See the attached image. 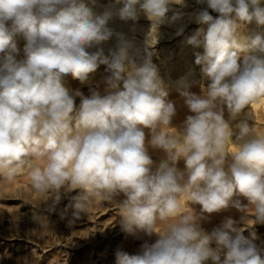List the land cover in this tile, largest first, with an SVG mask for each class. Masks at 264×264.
<instances>
[{
  "label": "clouds",
  "instance_id": "1",
  "mask_svg": "<svg viewBox=\"0 0 264 264\" xmlns=\"http://www.w3.org/2000/svg\"><path fill=\"white\" fill-rule=\"evenodd\" d=\"M183 2L115 0L122 5L115 13L97 15L85 0H0V179L27 175L49 212L76 192L74 219L88 215L95 200L112 203L123 194L121 231L156 239L136 254L118 250L117 264H264V247L237 221L226 218L211 232L201 226L204 213L229 206L264 223V135L247 120L236 133L231 126L264 97V34L243 32L253 22L264 26V0H198L207 8L195 21L207 31L199 28L187 43L203 47L195 63L210 84L202 96L182 93L193 115L181 130L172 126L176 106L165 99L150 56L137 66L133 42L118 33L116 50L105 55L100 47L114 35L107 26L114 14L135 21L142 12L158 28L180 18L167 14ZM18 34L26 41L20 59ZM101 64L111 72L108 85L123 81V90L88 98L64 86L63 76L85 83ZM149 147L166 154L155 168ZM189 204H199L200 214Z\"/></svg>",
  "mask_w": 264,
  "mask_h": 264
},
{
  "label": "rangeland",
  "instance_id": "2",
  "mask_svg": "<svg viewBox=\"0 0 264 264\" xmlns=\"http://www.w3.org/2000/svg\"><path fill=\"white\" fill-rule=\"evenodd\" d=\"M171 6H173V9L171 8L172 10L167 14L168 17L171 18L173 15L179 14L172 11L183 10L184 12L181 13L183 20L188 19L187 14L189 12L197 14L200 10L207 8L206 3H198V0L197 3L194 0H184L182 5L173 4ZM190 6L195 7L189 8ZM207 10L214 18L219 15L211 9ZM177 21L179 19L175 22ZM132 24L135 28L141 27H139L140 30L136 29L130 33L129 37L132 40L153 35L156 30L164 27H152V22L142 12ZM201 27L205 32L207 31V25L189 24L184 34L189 30L193 31ZM170 30L168 28L164 29V31ZM195 32L196 30L191 32V35ZM243 32L246 35L264 34V26H257L253 22L246 25ZM14 39L20 49L18 56V59H20L23 57V48L26 41L23 35L20 34L15 36ZM181 47L183 51L184 46ZM150 49L144 48V51L147 52ZM95 50L93 48L89 51ZM203 51L202 46L197 48L185 43V58L194 63V67L197 65L195 63V53L203 54ZM141 58L144 57L135 60H139L140 63ZM156 61H154L155 64ZM197 66L199 69L200 66ZM156 68L161 78L164 70L162 66L158 67L157 65ZM195 73L198 77V83L195 85L196 89L194 91L184 89V92L202 96L208 88V82L201 77L200 70L197 71L196 69ZM110 75L111 72L107 70V66L101 64L94 73L89 75V79L85 83L73 78L71 74L63 76L62 79L65 87L70 92L79 90L83 97L90 98L93 93H99L101 96L113 93L115 89L111 88L106 80ZM116 90H123V81L119 82ZM182 93L177 91L168 94L165 99L173 102L176 107H183L185 106V98ZM80 103L81 97H75L77 108H79ZM176 110L179 109L176 108ZM179 125L174 116L172 126L177 128ZM145 131L146 137L149 139L150 134L148 130ZM150 149L152 148L149 147ZM76 194V192L63 194L55 210L49 212L47 205L42 203L40 195L31 189L27 175H21L11 183H6L0 179V264H117L116 252L118 250L136 254L145 241L148 243L155 242V236H142L138 239L120 232V217L117 205L120 199L119 196L115 197L112 203L95 200L89 209L88 215H84L80 219H74L70 202L71 197ZM242 215L233 220L237 221L238 227L244 229L243 235L250 238V234L254 232L256 235L255 243L264 247V223H254L252 220L254 217L248 213L243 212ZM242 217L249 219L247 224L242 221ZM223 259L224 254L222 253L221 260Z\"/></svg>",
  "mask_w": 264,
  "mask_h": 264
},
{
  "label": "bare ground",
  "instance_id": "3",
  "mask_svg": "<svg viewBox=\"0 0 264 264\" xmlns=\"http://www.w3.org/2000/svg\"><path fill=\"white\" fill-rule=\"evenodd\" d=\"M194 1L197 3V0ZM85 3L92 9L94 14L97 15L103 14L104 11L109 9H111L115 13V10L122 6V5H115V0H85ZM194 7L195 6H190L189 8H194ZM171 8L173 9V6H171ZM172 12L179 13L178 14L180 17L179 21L173 23L165 22L164 24L160 25L161 27L162 26L164 27L160 28L159 30H156L153 35L143 36L141 39H136V40H132V38L129 37V35L132 31L136 29L140 30L141 27L138 26L137 28H135L132 24L133 20H127V21L121 20L118 15L114 14L112 18L108 21V25H107L113 31L114 35L108 41L100 45V47L104 51V54L108 55L110 50H116L117 48L119 41L115 34L117 33L122 34L126 39L131 40L134 45V49L132 53L134 60L136 58L144 57L141 58L140 63L139 60L137 61L135 60L136 64L139 63L137 66L142 65L144 60L149 58V56L155 66L157 65L158 67L162 66L164 72L162 73L161 80L163 81V84L168 94L177 91H181L182 93L184 92V89H187L189 91L190 90L194 91L196 89L195 85H197L198 83L197 82L198 77L196 76L195 70L196 69L197 71L200 70V68L198 69L197 65L196 67H194V63H192L190 60L188 61L185 58V43H187V38L192 36L191 32H193L194 30L197 31L198 29H194L193 31L189 30L186 34H184V32L188 28L189 24L193 25L196 23L195 21L196 14H192V12L191 13L189 12L187 14L188 19L183 20V16L181 15V13L184 12L183 10L182 11L177 10ZM165 28L171 30L164 31ZM177 33H181V34L178 35ZM177 37L179 38L176 40ZM181 46H184L183 51ZM144 48H146L147 50L148 48L151 49L146 52V50L144 51ZM174 59L175 61H173ZM155 60H157L156 64L154 62ZM206 81L208 82L209 85L210 81L207 79ZM62 82L64 84L63 79ZM185 106L176 107L179 109L177 111V114L175 115L178 123L180 124L177 127L178 130L182 129L183 122L186 119V117L188 115H193V113H191L188 110V108ZM249 110L251 112L252 117L247 115ZM249 110L245 109L244 113H242L239 117H237L236 120L231 121V126L233 128L234 133L238 132V129H236L235 125L240 123L241 121L247 120L249 126L255 125L257 131H259L262 135H264V97H261L258 101H254L251 104ZM225 118L228 119V113L226 110H225ZM233 139H235V136H233ZM149 155L151 156L152 159H154L153 160L154 168L158 166L161 161L166 159V154L162 150H158V149H150ZM177 167L183 169L184 161L180 160L177 164ZM119 198L120 199L118 203L123 199H125L123 194H120ZM234 199H239L241 201L242 206H247L248 201L244 197H234ZM189 207H191L197 214H200L201 206L199 204H189ZM188 210L189 209L186 206L185 211ZM242 213L243 211L238 210L237 208L232 206H229L227 209L221 210L218 213H212V214L204 213L203 215L206 216L207 219L201 222V226L206 232H211L215 227H218L226 218L229 217L232 219L239 218L240 216H243ZM157 231H159V226L157 227ZM120 232L122 231L120 230ZM212 247H215L214 243ZM209 264H211V262H209Z\"/></svg>",
  "mask_w": 264,
  "mask_h": 264
}]
</instances>
